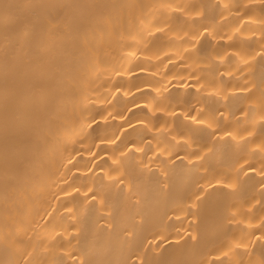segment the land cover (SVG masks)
<instances>
[{
  "label": "bare ground",
  "instance_id": "bare-ground-1",
  "mask_svg": "<svg viewBox=\"0 0 264 264\" xmlns=\"http://www.w3.org/2000/svg\"><path fill=\"white\" fill-rule=\"evenodd\" d=\"M0 264H264V0H0Z\"/></svg>",
  "mask_w": 264,
  "mask_h": 264
}]
</instances>
